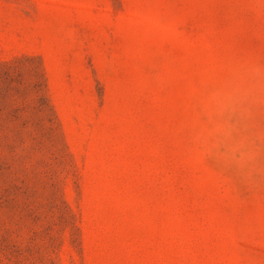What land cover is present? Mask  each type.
<instances>
[{
    "label": "rangeland",
    "instance_id": "374dc122",
    "mask_svg": "<svg viewBox=\"0 0 264 264\" xmlns=\"http://www.w3.org/2000/svg\"><path fill=\"white\" fill-rule=\"evenodd\" d=\"M0 264H264V0H0Z\"/></svg>",
    "mask_w": 264,
    "mask_h": 264
}]
</instances>
